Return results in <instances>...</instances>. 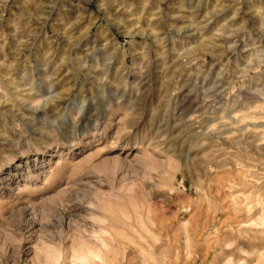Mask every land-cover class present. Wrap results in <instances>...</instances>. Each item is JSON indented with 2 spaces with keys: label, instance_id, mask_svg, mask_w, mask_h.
I'll return each mask as SVG.
<instances>
[{
  "label": "rangeland",
  "instance_id": "rangeland-1",
  "mask_svg": "<svg viewBox=\"0 0 264 264\" xmlns=\"http://www.w3.org/2000/svg\"><path fill=\"white\" fill-rule=\"evenodd\" d=\"M0 264H264V0H0Z\"/></svg>",
  "mask_w": 264,
  "mask_h": 264
},
{
  "label": "bare ground",
  "instance_id": "bare-ground-1",
  "mask_svg": "<svg viewBox=\"0 0 264 264\" xmlns=\"http://www.w3.org/2000/svg\"><path fill=\"white\" fill-rule=\"evenodd\" d=\"M246 114H247V113H246ZM238 118H239V117H238ZM242 121H243V120H242ZM261 126H262V124H261ZM242 129H243V128H242ZM245 193H246V192H245ZM245 193H244V194H245ZM249 193H250V192H249ZM253 193H254V192H253ZM238 194H239V195H242V194H240V193H238ZM245 195H246V194H245ZM248 195H250V194H247V196H248ZM254 195H255V194H254ZM234 197H235V200L238 199V198L236 199V196H234ZM239 197L244 198L243 196H239ZM246 198H247V197H246ZM246 198H244V199H246ZM239 199H240V198H239ZM237 201H239V200H237ZM86 243H87V242H86ZM80 244H81V247L84 246V244H82V243H80ZM85 247H86V245H85ZM86 248H87V247H86ZM86 248H85V250H86ZM80 250H83V247H82ZM87 250H88V251H87L86 254H82V255H81L82 258H84L85 256H88V255L91 254V253H92V255H94V256H100L99 253H95V252H93L90 248H87Z\"/></svg>",
  "mask_w": 264,
  "mask_h": 264
}]
</instances>
